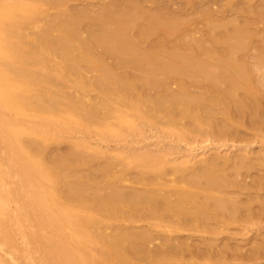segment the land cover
<instances>
[{
    "label": "bare ground",
    "instance_id": "1",
    "mask_svg": "<svg viewBox=\"0 0 264 264\" xmlns=\"http://www.w3.org/2000/svg\"><path fill=\"white\" fill-rule=\"evenodd\" d=\"M261 21L264 0H0V264H264Z\"/></svg>",
    "mask_w": 264,
    "mask_h": 264
},
{
    "label": "rangeland",
    "instance_id": "2",
    "mask_svg": "<svg viewBox=\"0 0 264 264\" xmlns=\"http://www.w3.org/2000/svg\"><path fill=\"white\" fill-rule=\"evenodd\" d=\"M45 21H40V22H38V24L36 25L37 27H39V25L42 27V25H45L46 24V22L48 21V19H44ZM262 22V24L264 23L263 21H261ZM261 25V23L259 24V26ZM264 25V24H263ZM263 25H261L262 27H263ZM257 29L258 27L256 26H254V27H252V29ZM260 28V27H259ZM264 28V27H263ZM261 30V29H260ZM263 31L262 32H264V29H262ZM189 33V32H188ZM135 34H136V32H135ZM134 34V35H135ZM185 34H186V32H185ZM261 36V35H260ZM149 38V37H148ZM153 39V37L152 38H150L149 40H144V39H141L140 40V43L144 46V47H147V42H148V45H149V43H150V41ZM145 41V42H144ZM26 42V43H25ZM21 44H22V46L27 50V47H28V49H29V51L30 50H33V47H32V45H31V43L30 42H27V40H23L22 42H20ZM24 43V44H23ZM26 47H25V46ZM58 52H60V51H58ZM59 58H58V60H57V62L59 61V63H60V61H61V59H62V57L61 56H58ZM60 59V60H59ZM63 59H65V58H63ZM33 61H35L36 63L38 62V61H36V60H33ZM47 61V60H46ZM46 61H45V64H46ZM30 62V61H29ZM62 62H64L65 63V61L63 60ZM66 62H67V60H66ZM36 63H35V65H36ZM68 63V62H67ZM31 65H33V66H35L34 65V63H32V61H31V63L30 64H28V67H30ZM38 65V64H37ZM32 66V68L33 69H35L36 68V66H35V68ZM50 66H48V68H49ZM31 68V67H30ZM50 69H52V67H50ZM49 69V70H50ZM84 71H86L85 73H86V75L84 74V76L83 77H88V80H91V78H94L95 79V77H98V76H100L101 75V72H99V71H97V70H95L94 71V69H89V71L88 70H84ZM123 71V70H122ZM121 70L120 71H118V74H120V75H123V76H125L126 75V73H124L125 72V70L123 71V73H121L122 72ZM127 72H128V70H126ZM51 72L53 73V72H55V71H52L51 70ZM88 72V73H87ZM130 72V71H129ZM128 72V73H129ZM80 73V72H79ZM78 73V75L80 76L81 74H79ZM82 73V72H81ZM133 73V72H132ZM71 74V75H70ZM76 73H69V77L71 78H69V77H67L66 79V81H62V83L65 85H67V88H68V85H69V88H70V86H72L71 84H74L75 83V80L77 79V80H79L78 79V77H77V75H75ZM51 75H55V74H51ZM74 75V76H73ZM128 75H131V73H129ZM77 77V78H76ZM89 77H91V78H89ZM165 76L164 75H160L159 76V78H162V79H165L164 78ZM76 78V79H75ZM74 81H73V80ZM52 80H53V78H52ZM93 80V79H92ZM168 80V79H167ZM167 80H165L166 82H167ZM170 80V79H169ZM168 80V81H169ZM55 81V80H54ZM77 82V81H76ZM56 83V82H55ZM61 83V84H62ZM169 83V84H168ZM176 80L174 79L173 81L172 80H170L169 82H167V84H168V86H169V90H171L172 88V90L171 91H176L177 90V88H176V90L174 89L175 87H176ZM48 84H53V82H48ZM65 85V86H66ZM62 86V85H61ZM172 87V88H171ZM62 88H63V86H62ZM64 88H66V87H64ZM64 88H63V90H64ZM66 90V89H65ZM64 90V91H65ZM66 92V91H65ZM68 92H69V90H68ZM153 92V91H152ZM152 92H150V95H152L153 93ZM262 92H263V95H264V91L263 90H261V92H259L261 95H262ZM262 95V96H263ZM166 127V123L164 122V121H160L159 122V128H165ZM157 130H154L153 132H152V134H150V132H145V136L144 137H138V139H134V140H132L134 137V135H130L129 133H124V136L122 137V139L120 140V141H116V142H113V143H110V148H112V149H117L118 147H120V145H124V144H129V143H132V142H134V143H132L131 145L134 147V146H137V147H144L145 149L148 147L149 149H156L157 147H161L159 144H158V142H157V140H156V138L154 137L155 136V134L157 135V133H158V131L156 132ZM150 135H152V136H150ZM130 136H132V137H130ZM92 139H97V138H95V137H91ZM135 138H137L136 136H135ZM166 139V138H165ZM168 140H169V137H168ZM168 140H163V143L164 144H162V142L161 141H159V142H161V144L162 145H165V146H167V144L168 143H170L169 141L171 140H174V139H171L170 138V140L168 141ZM115 141V140H114ZM168 143H167V142ZM157 143V144H156ZM165 143H167V144H165ZM234 143V142H233ZM157 145V147L156 148H154L153 146L154 145ZM235 144L236 145H239V144H237V142H235ZM252 146H253V149L255 150V151H257V150H260L261 149V145L260 144H257V143H255L254 144V142H252ZM153 145V146H152ZM155 145V146H156ZM205 145H207V143H204V142H201V141H198V142H195V143H191V147L192 148H198V147H203V146H205ZM229 145H232L231 143H229ZM151 146V147H150ZM181 146H182V144H181ZM260 146V147H259ZM162 147H164V146H162ZM181 148H183L184 149V146H182ZM60 149V151L61 152H63L64 150H65V148L62 146V147H60L59 148ZM185 154H187V152H185ZM178 155H175V156H173L172 158H175V157H177ZM180 157V156H179ZM178 159H180L179 161H185V159H186V157H182V158H178ZM188 159V158H187ZM204 157L202 156V155H198L196 158H194L192 161H191V163L189 164V165H187V169H188V171L189 172H192L193 174H196V172H198L197 174L199 175V176H201V175H203L205 172H210V171H212V169H213V166L212 165H209V164H205L204 163ZM202 166H204V168L205 167H207V170H206V168L204 169ZM191 167V168H190ZM192 167L195 169V170H197L195 173L193 172L194 171V169H192ZM202 167V168H201ZM190 168V169H189ZM204 169V170H203ZM192 170V171H191ZM210 170V171H209ZM201 171V172H200ZM200 173H202V174H200ZM173 175V173H170L168 176H167V178L166 179H168V177H169V179L168 180H171V179H174V176H172ZM248 181H249V179H248ZM160 240H154V241H152V244L150 245L149 244V246H150V248H153V247H155V246H157L160 242H159ZM188 242V241H187ZM188 243H190V241L188 242ZM152 246V247H151ZM136 258H138L137 256H136ZM134 259L135 261H139L140 262V264L142 263V264H148V262L146 261L145 262V260H143V259ZM200 259H199V261L202 259L203 260V258H201V257H199ZM138 262V263H139ZM202 262V261H201ZM137 263V262H136ZM137 263V264H138ZM218 264H220V263H218ZM221 264H224V263H221ZM233 264H238V263H233Z\"/></svg>",
    "mask_w": 264,
    "mask_h": 264
}]
</instances>
